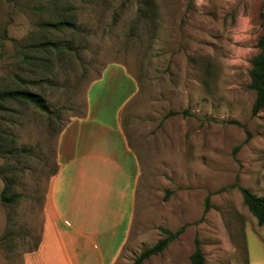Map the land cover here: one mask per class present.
Segmentation results:
<instances>
[{
	"label": "rangeland",
	"instance_id": "1",
	"mask_svg": "<svg viewBox=\"0 0 264 264\" xmlns=\"http://www.w3.org/2000/svg\"><path fill=\"white\" fill-rule=\"evenodd\" d=\"M62 20L76 30L46 26ZM263 35L264 0H0V92L36 94L52 113L21 103L0 109L2 148L13 152L0 154V264H24L40 241L59 134L85 116L86 96L91 108L94 94L107 95L108 70L93 82L112 65L138 87L117 115L139 163L119 263L153 247L161 229L184 227L186 253L221 231L220 220L229 231L242 224L263 234L237 188L264 196V110L252 115L250 88ZM41 43L60 50L32 48ZM121 100L111 99L107 122ZM5 190L14 202L1 201ZM248 242L253 252L251 233Z\"/></svg>",
	"mask_w": 264,
	"mask_h": 264
},
{
	"label": "crops",
	"instance_id": "2",
	"mask_svg": "<svg viewBox=\"0 0 264 264\" xmlns=\"http://www.w3.org/2000/svg\"><path fill=\"white\" fill-rule=\"evenodd\" d=\"M112 66L120 69L109 66L93 82L103 80L108 70V82L113 86L107 95L94 94L91 108L86 96L85 116L72 119L59 134L58 172L46 196L41 238L37 249L25 255L24 264H120L132 223L139 163L128 146L119 116L138 87L123 67ZM122 83L127 93H123ZM116 97L122 100L114 122L109 123L104 114ZM220 223L221 231H209L206 241L199 240L205 264H264V233L242 224L240 230L229 231L222 220ZM249 233L258 242L253 252ZM184 247L179 239L174 240L158 255L157 264H179L181 257L184 264H190L194 245L188 253Z\"/></svg>",
	"mask_w": 264,
	"mask_h": 264
},
{
	"label": "trees",
	"instance_id": "3",
	"mask_svg": "<svg viewBox=\"0 0 264 264\" xmlns=\"http://www.w3.org/2000/svg\"><path fill=\"white\" fill-rule=\"evenodd\" d=\"M48 28H52L55 31L59 30H76L75 25L68 20H62L52 24H46ZM36 51L46 52L48 49L60 50V48L52 43H41L32 46ZM259 53L253 58L251 62L250 88L255 93V100L252 106V115L258 114L264 110V35L260 38L258 43ZM99 79V78H98ZM8 103H21L30 105L31 107L39 110L47 115L52 114L45 100L29 92H19L15 90H6L0 92V109L3 105ZM171 115L177 113H170ZM186 114V113H183ZM82 118V117H81ZM3 140L0 139V154L13 155L12 150H4L2 148ZM239 193L242 196L243 204L246 207L249 214L256 220L259 227L264 226V196L258 197L251 193L248 189L237 187ZM16 200L15 196H10L8 191H3L1 195V201L9 204ZM209 201L206 200L205 210L207 213L209 210ZM184 227L179 228L176 232H170L165 229H161V233L165 236L160 239L153 247L143 251L132 264H142L144 261L150 259L153 256L161 255L174 240L178 239L183 233ZM39 242L35 245L34 250L37 249ZM32 250L31 252H33ZM190 264H205V256L201 249L200 242L198 239L194 240V251L191 254Z\"/></svg>",
	"mask_w": 264,
	"mask_h": 264
}]
</instances>
